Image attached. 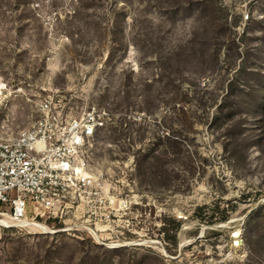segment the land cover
I'll list each match as a JSON object with an SVG mask.
<instances>
[{"label":"rangeland","instance_id":"rangeland-1","mask_svg":"<svg viewBox=\"0 0 264 264\" xmlns=\"http://www.w3.org/2000/svg\"><path fill=\"white\" fill-rule=\"evenodd\" d=\"M48 97L105 113L102 189L0 264H264V0H0V133Z\"/></svg>","mask_w":264,"mask_h":264},{"label":"built area","instance_id":"built-area-1","mask_svg":"<svg viewBox=\"0 0 264 264\" xmlns=\"http://www.w3.org/2000/svg\"><path fill=\"white\" fill-rule=\"evenodd\" d=\"M38 112L29 129L0 133V217L11 225L56 220L77 196L102 189L90 164L105 113L97 107L67 113L52 97L39 102Z\"/></svg>","mask_w":264,"mask_h":264},{"label":"bare ground","instance_id":"bare-ground-1","mask_svg":"<svg viewBox=\"0 0 264 264\" xmlns=\"http://www.w3.org/2000/svg\"><path fill=\"white\" fill-rule=\"evenodd\" d=\"M7 224L8 223H6V221L0 220V225H6L7 226ZM15 226H17V224ZM25 226L30 228L31 230L32 229L33 230H39V231H42L43 233H47V234L54 233V231L49 229L46 225L41 224V223L36 222V221H33V222L29 221V222H27V224ZM237 238H238V233H236L234 236V239H237Z\"/></svg>","mask_w":264,"mask_h":264},{"label":"trees","instance_id":"trees-1","mask_svg":"<svg viewBox=\"0 0 264 264\" xmlns=\"http://www.w3.org/2000/svg\"><path fill=\"white\" fill-rule=\"evenodd\" d=\"M222 220H225V218H223Z\"/></svg>","mask_w":264,"mask_h":264}]
</instances>
